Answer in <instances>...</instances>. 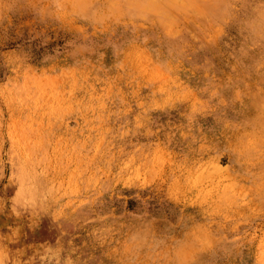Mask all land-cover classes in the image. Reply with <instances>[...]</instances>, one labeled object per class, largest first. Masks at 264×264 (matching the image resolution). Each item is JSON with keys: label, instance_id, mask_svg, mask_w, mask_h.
<instances>
[{"label": "rangeland", "instance_id": "374dc122", "mask_svg": "<svg viewBox=\"0 0 264 264\" xmlns=\"http://www.w3.org/2000/svg\"><path fill=\"white\" fill-rule=\"evenodd\" d=\"M0 264H264V0H0Z\"/></svg>", "mask_w": 264, "mask_h": 264}, {"label": "bare ground", "instance_id": "6f19581e", "mask_svg": "<svg viewBox=\"0 0 264 264\" xmlns=\"http://www.w3.org/2000/svg\"><path fill=\"white\" fill-rule=\"evenodd\" d=\"M178 1V0H177ZM57 155H58V153H57ZM67 160H68V157H67ZM69 161H70V159H69Z\"/></svg>", "mask_w": 264, "mask_h": 264}]
</instances>
